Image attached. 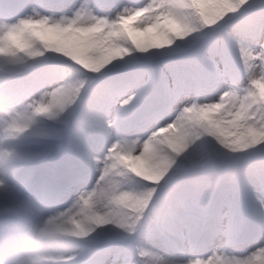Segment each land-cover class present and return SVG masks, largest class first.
<instances>
[{
  "label": "snow or ice",
  "instance_id": "snow-or-ice-1",
  "mask_svg": "<svg viewBox=\"0 0 264 264\" xmlns=\"http://www.w3.org/2000/svg\"><path fill=\"white\" fill-rule=\"evenodd\" d=\"M0 220L264 264V0H0Z\"/></svg>",
  "mask_w": 264,
  "mask_h": 264
},
{
  "label": "clouds",
  "instance_id": "clouds-1",
  "mask_svg": "<svg viewBox=\"0 0 264 264\" xmlns=\"http://www.w3.org/2000/svg\"><path fill=\"white\" fill-rule=\"evenodd\" d=\"M78 243L58 234L41 236L34 224L0 220V264H65L58 258L72 257Z\"/></svg>",
  "mask_w": 264,
  "mask_h": 264
},
{
  "label": "rangeland",
  "instance_id": "rangeland-1",
  "mask_svg": "<svg viewBox=\"0 0 264 264\" xmlns=\"http://www.w3.org/2000/svg\"><path fill=\"white\" fill-rule=\"evenodd\" d=\"M74 199H75V197H74L72 200L69 201L68 206H70V204H71L72 202H74Z\"/></svg>",
  "mask_w": 264,
  "mask_h": 264
}]
</instances>
